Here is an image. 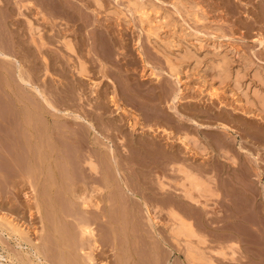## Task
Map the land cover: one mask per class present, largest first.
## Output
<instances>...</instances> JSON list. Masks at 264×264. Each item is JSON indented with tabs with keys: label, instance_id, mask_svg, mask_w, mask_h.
Listing matches in <instances>:
<instances>
[{
	"label": "rangeland",
	"instance_id": "1",
	"mask_svg": "<svg viewBox=\"0 0 264 264\" xmlns=\"http://www.w3.org/2000/svg\"><path fill=\"white\" fill-rule=\"evenodd\" d=\"M63 2L68 3L74 10L71 19L61 14L59 12L61 9H57V13L52 10L54 8L50 7L47 0L11 1L14 19L20 18V21L7 24V28L0 26L2 39L3 35L10 31L9 36H4L7 42L0 40V43L7 44L8 51H6L19 59L25 75L31 78L33 84L42 88L41 90L51 100L53 99L57 104L64 102L69 105L72 101L74 103L79 101L71 100L65 95L70 93L69 95L74 96L82 93L81 96L84 97V100L80 101L83 104L82 111L87 112V116L97 122L98 128H100L98 123L99 120L101 121V116L106 118L110 143L114 144L119 154L122 153L119 160L127 173V179L129 178V182L136 185L138 193L139 191L148 193L152 201L161 205V208L156 210L157 232L152 229L142 210L139 212L138 220L144 229L153 230L150 233L152 239L158 241L166 239V244H161L164 264H178L182 261L188 263L185 241L180 239L176 241L170 232V218L166 207H163V199L168 194H161V191L168 192L174 190L175 186L179 187V182L182 180L183 174L173 166L176 160L170 154L171 142L179 141L176 137L182 134L196 139L199 142V149L196 150L197 153L192 149L191 153L179 141L182 148L177 162L181 161L185 168L210 186L208 190L195 192L198 202L187 203L188 205L185 204L184 207L196 229L198 228L197 231L203 236L202 239L195 237L191 240L199 249L201 256L196 264H264V120L256 115L260 111L256 92H264V41L263 43L259 41L260 38L264 40V0H64ZM18 12L24 14L18 15ZM28 19L35 27L32 30L27 23ZM11 33L13 34L10 35ZM64 37L74 42L75 52L66 49ZM24 38L26 40H23ZM42 40L45 43L42 47L43 53L48 57L47 72L36 47ZM13 44L17 47L13 48ZM87 50L90 52L88 53ZM83 56L85 61H88L86 63L89 72L80 76L76 73L74 64L78 57L83 59ZM5 66L10 67V71L14 72L11 71L9 75L0 68V73L1 71L4 73L0 74V78H3L0 79L2 90H0V106L2 105L0 111L10 114L14 120L20 117L19 114H24L23 110L29 97L36 102L40 97L32 86L19 82L15 64L14 67L11 64ZM8 80L12 85L6 83ZM112 80L117 85L124 106L138 114L140 123L134 131L131 127L130 112L115 109L109 102ZM95 89H101L102 92L105 90L106 97L104 98L103 95L99 97L100 101L94 100ZM103 101L111 108L109 113L105 112V115L96 105ZM4 113L6 117L8 114ZM36 114L40 116L41 112L37 111ZM7 117L10 118L9 115ZM194 121L203 125L200 126ZM221 123L232 127L234 129L232 133L236 138L216 125ZM120 125L122 127H119ZM9 131L14 133L13 129ZM169 142L170 144H167ZM147 148L153 151V156L148 154ZM165 148H168V154L162 157ZM222 150H228V154L233 155L236 162L233 163L223 157ZM162 160L164 163L161 162ZM136 161L140 162V166L136 164L135 176L131 173L130 167L129 170L127 169V165L130 166V163ZM12 162H4L0 156V167L7 173L4 177L0 176V189L5 193L2 194L0 190V194L4 195L0 196V209L4 214L11 215V218H14L22 228L30 229L31 234L17 236L5 227L6 233L1 235L4 240H0L2 241L0 253L5 257L3 264H27L17 258V251H28L31 242H34V237L35 242H42V221L34 198L35 192L30 190L31 186L27 178L16 176L21 170L15 162ZM13 179L17 182L13 183ZM161 183L165 189L160 188ZM12 189L17 192H13ZM7 191L12 196H9ZM30 219H34L33 222ZM124 223L123 232L127 237L130 229L127 222ZM100 224L102 223L97 226V230L100 228L98 237L107 248V227L104 223L105 227ZM59 226L78 229L73 228L74 225L71 223L65 225L61 223ZM104 231L107 233L104 234ZM139 240H141L138 246L139 260L135 261L131 256L129 257L126 252L128 249H125L123 263L155 264L156 258L161 257L154 255L148 249L149 237L142 235ZM13 241L15 243L17 241L16 245ZM18 242L22 243L21 248ZM9 247L14 248L13 251ZM139 249H144L146 252L143 250L139 253ZM111 253L112 251L106 250L96 264L102 261L106 264H116V257ZM52 257L54 258V255ZM55 259L56 263H54ZM55 259L49 257V260L39 263L47 264L50 261L48 264H61L58 257Z\"/></svg>",
	"mask_w": 264,
	"mask_h": 264
},
{
	"label": "bare ground",
	"instance_id": "2",
	"mask_svg": "<svg viewBox=\"0 0 264 264\" xmlns=\"http://www.w3.org/2000/svg\"><path fill=\"white\" fill-rule=\"evenodd\" d=\"M11 1H14V0H0V22H1L0 26L3 25V27H5V28H7V26H8L7 24L15 22L16 20L20 21V18L15 17L16 19H14V16L12 13L13 11H11V7H12L10 5ZM63 1H61V0H47V3L49 2L50 7L54 8L52 10H55V12H56V11L61 9L59 12H61V14H63V15L65 14V15L69 16L71 19V17L74 14V10L68 3H65ZM41 4L44 5V3H41ZM39 12H40V10H39ZM19 14L23 15L24 13L18 12V15ZM37 14H38V12H37ZM27 23L30 26V30L35 28V27H33L30 19L27 20ZM21 24H22V22H21ZM18 26H21V25H18ZM23 26H24V24H23ZM24 27H26V26H24ZM10 29H11V27H10ZM15 30L13 29V31H15ZM0 31H1V29H0ZM9 33H10V31L6 35L2 34L3 39L0 38V40H2V41L5 40L4 36L5 37L7 35L9 36ZM12 34L13 33H11L10 35H12ZM30 35H32V34H30ZM18 38L19 37H17V39ZM13 40H11V41L14 42ZM23 40H26V39L24 38ZM259 41H260V43H263L264 40H263V38H260ZM5 42H7V41L5 40ZM21 43L20 44L18 43V44L21 45ZM44 44L45 43L42 40L41 42H39V44L37 43L36 47H38V51L40 54L39 57H41L40 59L42 60V63L44 64L45 71L47 72L49 70L48 69L49 68L48 63H47L48 57L45 56V54L43 53L44 51L42 50V47L44 46ZM73 44H74V42L72 43L70 38L64 37V45H65L66 49L69 50L70 52H75V50H74L75 46H73ZM6 45L5 44L3 45L2 43H0V62H1L0 68L2 70L4 69V72L6 74L10 75V72L12 70L10 71V69H9L10 67L7 68L5 65L11 64V66L14 67L13 65L15 64V67H16L15 72L17 74V78H18L19 82L21 84L23 83L25 85L32 86L35 89V92H37V95L40 97L39 101H37V102L33 101L29 97V101H27V103L24 107L25 110L22 109L24 111V114H19L20 117L14 119V120H13L14 117H10V114L6 113L10 117V118H8L7 117L8 115H6L4 113L5 111H3V112L0 111V114H2L0 117V132L2 133V134H0V137H1L0 138V156H2V160H4V162H8V161L9 162H11V161L15 162V165H17L18 169L21 170V171H19V174L16 171V173H17L16 176L27 178V181L29 182V184L31 186L30 190H33L35 192L34 198H35L36 206L38 208L39 218L42 221V231H43L42 242H38V243L35 242V237H34V242L32 241L31 245L29 244L30 245L29 248L30 247L31 248L26 252L20 251V250L17 251V258L22 262H27V264L28 263L29 264H31V263L32 264H40L39 262H42L43 260H49V257H51L53 260L56 257H58L59 262L61 264H66V263L69 264V262L72 264H96L98 258L106 250H108V251H112L111 254L116 257V259H115L116 264H124L123 260H124L125 253H123V252H125L127 249L128 250L126 252H128L129 257L131 256L133 258V260L135 259V261L139 260L138 246H140L139 241H141L139 239L141 238L142 235H145V236L149 237V239H150V240H148V244H147L148 249L151 250V253H153L154 255L157 254V255H160V257H161V258L155 257L156 258L155 264H164V260H162V256H161L162 255L161 244L165 245L166 239H165V241L160 240L158 238V237H160V235H159V236H157V238L159 239V241H158V240L152 239L153 236L150 235V233H152L154 229L157 232V229L155 226L156 210H157V208H161V205L152 201L151 200L152 197L150 199L149 198L150 196H148V193L146 194V193H144V191L142 193H140V191H139V193H138L136 190L137 187L135 188L136 185L134 186L132 183H130L129 178H128L129 180L127 179V177H128L127 173L124 170V168L122 167L123 164L121 165V162L119 160V156L122 153L119 154V152L117 151L114 144H111L112 142L110 143L111 140H110V137L107 133L108 125H107L106 118H104V116H101V121L99 120V123H98V126H100V128H98L97 122L93 118L88 117L86 114L87 112L85 113L82 111V108H83L82 105L83 104L80 102L81 100H84L83 99L84 97L81 96L82 93H78L74 96H71V95H69L70 93L67 94L68 92L67 93L61 92L63 94L66 93L67 95H65V96H68L69 99L77 100L79 102L74 103L72 101V103H70L69 105H67L64 102L61 104L58 102V104H60L59 105L60 107H59L58 104L56 103V101H53V99L51 100L46 94H44V92L41 90L42 88L40 89L38 85L33 84V81L31 82V78H29L25 75V72L23 70V66H22L21 62L19 61V59L17 60V58H14L11 54H9L7 52L8 47ZM4 46H6V47H4ZM14 47H17V46L15 44H13V48ZM84 47H85V44H84ZM102 47H104V49H105L104 45ZM102 47H101V49H102ZM90 50H91V48H90ZM90 50H87V52L89 53ZM80 51H78V52H80ZM101 51H103V50H101ZM56 56H58V55H56ZM20 59H21V57H20ZM61 59H60V61H61ZM55 60H56V58H55ZM57 60H58V58H57ZM85 60L86 59H84V56H83V59L78 57L76 60V64H74L76 73L80 76L87 75V73L89 72L88 67H87V63H86L88 61H85ZM28 61H31V60H28ZM8 62H11V63H8ZM12 62L14 63L13 65H12ZM58 63H60V62H58ZM12 72H14V71H12ZM0 74H4V73H2V71H1ZM73 75H74V73H73ZM259 75H261V74H259ZM4 77H7V76H4ZM71 77H73V76H71ZM0 79L3 80V78H0ZM9 80L6 82L8 85L11 84V82ZM71 81H68V82H71ZM4 82H5V80H4ZM111 83H112L111 93L109 94V97H108L109 102L111 103L112 106H114L115 109L130 112V115H132L131 127L134 131L136 129V126L138 125V123H140L138 114L135 111H132L131 109H127L124 106V103H123V101L119 95L116 83L113 80ZM263 83H264V81H263ZM43 90H45V89H43ZM94 93H95V95L93 96V98H94V100H97V101H100L99 100L100 96H103L104 94H106L105 90L102 92L101 89H95L93 91V94ZM263 93H259V91L256 92L258 108L260 109V111H259V113H257V114L255 113V114L257 116H259L260 119L264 120V94ZM5 94L10 95L9 93H5ZM252 95H253V93H252ZM105 97L106 96L104 95V98ZM62 99H64V98H62ZM17 100H20V99H17ZM23 101L25 102V100H23ZM98 103H100V102H98ZM12 104H13V102H12ZM91 104H90V106H91ZM73 105H75V106H73ZM96 105L99 108H101V110H102L101 113L104 112V115H105L106 111L108 113L110 112L111 108H109V105H107V103L105 101H103L99 105L98 104H96ZM3 109L4 108H1V110H3ZM85 110H86V108H85ZM37 111L41 112L40 116H38L36 114ZM3 113L6 115V117L3 115ZM10 113L12 114V112H10ZM18 113H20V112L18 111ZM195 122L198 123L197 121H194V123ZM198 125L201 126L203 124L198 123ZM216 125L220 126L225 131H227V133L229 135H232L236 138V136L232 133L234 130V129H232V127H230L224 123L216 124ZM119 127H122V126L120 125ZM9 128L13 129L14 133H11L9 131L10 130ZM110 130H111V127H110ZM116 134H118V133H116ZM111 136H112V134H111ZM263 137H264V132H263ZM176 140H179L180 142H182L185 149H189L190 152L192 149H195V152H196V150L198 151V149H199V142L196 139L188 137L187 135H183V134L179 135L176 137ZM179 141H176L174 143L171 142V144H170V142L167 143V144L171 145V149L169 148L171 150L170 154H172L171 157L174 160H176V162L179 158V154H180V151L182 148ZM10 144H11V146H10ZM165 145H166V143H165ZM164 150L165 151H164V154H162L163 155L162 157H166L168 154V148H165ZM147 152L150 156L151 155L153 156V151L151 149L147 148ZM221 155L223 157H226L227 159H230L231 162H233V163L236 162L234 156L228 154V150H222ZM192 157L194 158V156H192ZM149 158H152V157H149ZM141 159H143V158H141ZM144 159H146V157ZM171 159H170V161H171ZM183 160H185V159H183ZM196 160H197V158H196ZM129 162H131V161H129ZM159 162H160V160H159ZM161 162H163V160ZM176 162L173 164V166H175L177 168V170L183 174L182 180L179 182V187L175 186L174 190H171V191L168 190V192L166 190L161 191L162 195L165 193L168 194L167 197H164V199H163V204H164L163 207H166L167 215H169V218H170L171 235L173 236V238L176 241L179 239L185 241L186 246H187L188 263L181 260L182 262L180 261L181 263H178V264H196L197 261L200 260L201 256H200L199 249L197 248L196 245L192 244L191 240H192V238H195V237L202 239L203 236L200 235V233L197 231L198 228L196 229V226L194 225L193 220L191 219V217L188 216L186 209H184V207H185V204H187V203L198 202V198L195 195V192L199 193L201 190H204V189L208 190L210 188V186L208 183L204 184L199 176H197L192 171L185 168L184 165H182L181 161L177 162V163ZM151 163L153 164V162H151ZM136 164L140 166V162H138V161L130 163V166L127 165L128 170L130 168L132 169V172L131 171L130 172L133 175H135V172H136ZM175 164H177V166ZM17 167H15V170L17 169ZM128 167H130V168H128ZM189 167H191V166H189ZM193 168H194V165H193ZM162 169H163V167H162ZM173 170H174V168H173ZM163 171H164V169H163ZM172 173H174V172H172ZM5 175H7V173L3 172L2 168L0 167V176L4 177ZM8 178H10V177H8ZM159 179H160V177H159ZM14 180L15 179H13V181ZM15 182H17V181H14L13 183H15ZM164 182H167V181L164 180ZM11 185H13V184H11ZM169 185H170V183H169ZM16 187H18V186H16ZM160 188L165 189L163 183L160 184ZM17 189L19 190V188H17ZM21 189H23V188H21ZM15 191L17 192V190L14 189L13 192H15ZM147 191H148V189H147ZM1 192H2V190H1ZM7 192H9V191H7ZM3 193L4 192H2V194ZM15 194L17 195V193H15ZM18 194L20 195V193H18ZM8 195L12 196V195H10V192ZM0 196L3 197L4 195L2 196L0 194ZM25 196H28V195H25ZM29 196H30V194H29ZM6 197H8V196H6ZM11 198H13V197H11ZM16 198H17V196H16ZM8 199H9V197H8ZM17 199H19V198H17ZM10 204L12 206V203H10ZM25 205H27V204H25ZM22 206H23V204H22ZM140 210H142L143 212L142 211L141 212L145 214V216L148 219V221L150 222L153 230L148 231V229L147 230L144 229L143 226L141 225V223L139 222L138 217H139ZM30 215H29V217L33 216V215L30 216ZM36 216H38V215H36ZM68 217H69V219H68ZM39 218H38V220H40ZM33 220H31V221L33 222ZM36 220H37V218H36ZM28 222L29 221H27V223ZM124 222H127V226L130 229L127 237L124 236V232H123V230H124L123 225L125 226ZM61 223H64V225L71 223L74 225L73 228L75 227L78 229H70L68 227L62 228L61 226H59ZM99 223H102V224H100V225H103L102 227H105V226L107 227L108 234H106L107 232L104 231L105 232L104 234L107 235V242H108L106 245L107 248L105 247V244L103 245V243L101 242V238L98 237V230L100 228H98V230H97V226L99 225ZM103 223L105 224V226ZM35 224H37V223H35ZM28 225H29V223H28ZM37 226H39V223ZM5 227L8 228L13 234H15L17 236L30 233V229L25 230L24 228H22L20 225L17 224V222L14 218H11V215L8 216V214H4V212H2V209H0V240H2L1 235H4L3 233L5 232ZM27 228H29V226ZM104 229H106V228H104ZM36 231H38V230H36ZM146 234H149V235H146ZM35 235H36V233H35ZM31 236H33V235H31ZM125 237H126V239H125ZM154 237H155V235H154ZM4 238H6V237H4ZM10 238H12V236ZM15 238H17V237H15ZM18 240H20V239H18ZM144 240H143V242H144ZM7 241H9V240H7ZM3 243H5V242H3ZM7 243H9V242H7ZM16 243H17V241H16ZM16 243L14 245H16ZM21 244H22L21 242L20 243L18 242V245H20V248L22 246ZM168 244H170V243L168 242ZM143 245H144V243H143ZM164 245H163V247H164ZM4 246H6V245L4 244ZM203 247H205V246H203ZM6 248H5V250H6ZM10 248L13 251L14 248L12 249V247H9V249ZM23 248H24V246H23ZM143 250L141 249L139 251V253L141 251L143 252ZM12 251H10V252H12ZM170 251H172V250H170ZM144 252H146V251L144 250ZM53 255H54V258L52 257ZM142 257H145V256H142ZM4 258L5 257L3 256V254L0 253V264H3L2 261L4 262V260H5ZM127 260H128V258H127ZM143 260H144V258H143ZM14 261H12V262H14ZM144 261L146 262V259ZM54 263H56V259H55ZM99 263L100 264H106L103 261L99 262ZM132 264H134V263H132Z\"/></svg>",
	"mask_w": 264,
	"mask_h": 264
}]
</instances>
